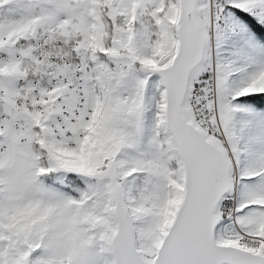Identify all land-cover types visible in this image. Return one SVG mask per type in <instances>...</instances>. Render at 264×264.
<instances>
[{
    "label": "snow or ice",
    "instance_id": "snow-or-ice-1",
    "mask_svg": "<svg viewBox=\"0 0 264 264\" xmlns=\"http://www.w3.org/2000/svg\"><path fill=\"white\" fill-rule=\"evenodd\" d=\"M0 264H264V0H0Z\"/></svg>",
    "mask_w": 264,
    "mask_h": 264
}]
</instances>
